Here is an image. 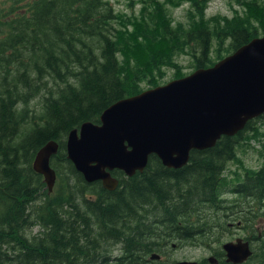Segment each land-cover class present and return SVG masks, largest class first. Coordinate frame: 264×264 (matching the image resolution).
<instances>
[{"label": "trees", "instance_id": "16d2710c", "mask_svg": "<svg viewBox=\"0 0 264 264\" xmlns=\"http://www.w3.org/2000/svg\"><path fill=\"white\" fill-rule=\"evenodd\" d=\"M209 1L136 0L139 16L126 18L106 0H12L0 8V264H175L173 250L213 248L239 225L230 220L250 224L264 204V114L192 150L181 168L152 154L133 176L115 169L114 190L88 182L67 153L71 130L160 85L163 66L186 75L175 57L189 55L194 70L210 67L264 35V0H240L245 11L232 16H208ZM183 3L185 20L165 12ZM50 141L59 145L51 192L34 168ZM251 150L263 158L257 168L243 158ZM214 254L233 264L222 246ZM241 264H264V240Z\"/></svg>", "mask_w": 264, "mask_h": 264}, {"label": "water", "instance_id": "95a60500", "mask_svg": "<svg viewBox=\"0 0 264 264\" xmlns=\"http://www.w3.org/2000/svg\"><path fill=\"white\" fill-rule=\"evenodd\" d=\"M264 114V35L255 37L210 67L122 98L101 114L100 123L86 121L69 132L68 158L88 182L101 181L114 190L115 169L128 176L142 172L152 154L164 165L181 168L192 150L216 145L233 136L247 122ZM59 145L48 142L38 152L34 168L44 176L49 191L57 174L51 156ZM227 262L241 264L253 255L243 237L222 244ZM159 253L152 259H160ZM210 261H217L214 255ZM175 264H201L180 260Z\"/></svg>", "mask_w": 264, "mask_h": 264}, {"label": "rangeland", "instance_id": "374dc122", "mask_svg": "<svg viewBox=\"0 0 264 264\" xmlns=\"http://www.w3.org/2000/svg\"><path fill=\"white\" fill-rule=\"evenodd\" d=\"M109 1L114 7L115 11L119 13L120 18H126L127 16H132L136 14L139 16V9L141 6L140 2H130L131 0H106ZM249 2V0H245ZM240 0H210L207 8V15H226L232 16L236 12H244L243 6L239 3ZM12 0H0V8H8ZM188 8V3L178 4V5H166L165 12L168 14L170 12L175 20H185L186 19V9ZM146 18V17H145ZM261 36V35H260ZM181 64L185 66L184 71L187 72L186 75L190 74L194 71L193 67H191V59L189 55H181L177 58L175 57ZM164 70V78L161 84H164L174 78V69L169 66H163ZM184 75V76H186ZM183 77V76H182ZM160 84V85H161ZM243 158L248 167L257 168L263 162V158L259 157L258 153L255 151H248L243 155ZM230 167L232 169H236V164L231 163ZM247 209H251L248 207ZM249 215V214H248ZM240 221V222H239ZM230 223L238 222L239 225H233L231 228V232L227 233L225 237L221 239V242L214 245L213 248L204 247V246H183L173 250L170 253L171 260H200L205 257L211 256L214 253L215 248H219L222 246L224 242L233 240L235 241L237 238L249 237V241H252V247L257 248L264 240V204L260 207L255 206L253 210L252 220L250 224H247L243 219L239 218L236 221L230 220ZM254 228V229H253ZM37 228H35V231ZM261 232V235H260ZM259 235L258 237H255ZM167 259V256H164Z\"/></svg>", "mask_w": 264, "mask_h": 264}, {"label": "flooded vegetation", "instance_id": "af4514ba", "mask_svg": "<svg viewBox=\"0 0 264 264\" xmlns=\"http://www.w3.org/2000/svg\"><path fill=\"white\" fill-rule=\"evenodd\" d=\"M245 239V238H244ZM161 255V254H160ZM211 255H214L216 258H217V261H210L209 257H205V259H207V261H204V258L198 260L199 262H201V264H218L219 263V260H218V257L212 253ZM162 257V256H161ZM160 257V258H161ZM224 258L225 260L227 261V257H226V253L224 255ZM155 260H158V259H155ZM180 261V260H179Z\"/></svg>", "mask_w": 264, "mask_h": 264}, {"label": "bare ground", "instance_id": "6f19581e", "mask_svg": "<svg viewBox=\"0 0 264 264\" xmlns=\"http://www.w3.org/2000/svg\"><path fill=\"white\" fill-rule=\"evenodd\" d=\"M221 216V215H220ZM204 221V220H203Z\"/></svg>", "mask_w": 264, "mask_h": 264}]
</instances>
